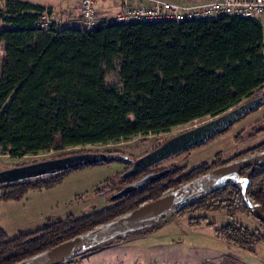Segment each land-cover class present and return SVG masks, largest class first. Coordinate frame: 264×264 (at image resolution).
<instances>
[{"label":"trees","instance_id":"obj_1","mask_svg":"<svg viewBox=\"0 0 264 264\" xmlns=\"http://www.w3.org/2000/svg\"><path fill=\"white\" fill-rule=\"evenodd\" d=\"M45 9L23 0H6L0 5V43L5 53L0 77V147L12 157L55 147L119 141L137 134L167 133L258 97L261 106L264 104V27L258 19L232 16L182 22H101L90 30L69 26L45 30L38 25ZM117 59L121 60L122 89L107 83L105 67H112ZM170 138L154 144L148 152ZM262 150L264 144L227 162L217 157L210 164L188 170L186 166L171 167L168 174L149 185L112 198L110 206L52 220L33 232L9 237L0 228V264L23 262ZM83 152L97 151L72 154ZM67 155L71 154L63 156ZM120 163L125 168L117 174L125 186L153 172L146 168L125 175L132 165ZM105 164L111 163L88 166ZM83 167L0 183L4 189L1 197L20 199L31 188L56 185L68 172ZM7 168L11 167L0 170ZM240 174L250 180L249 199L264 212V162L245 167ZM203 211H226L232 221L219 226L196 215ZM173 212L189 216L190 226L206 223L219 238L251 253L253 247L264 244L262 234L234 219L236 213L254 216L237 183L194 196ZM258 221L264 228V221ZM143 227L116 237L112 243L122 242L131 233L147 235L150 231H139Z\"/></svg>","mask_w":264,"mask_h":264},{"label":"rangeland","instance_id":"obj_2","mask_svg":"<svg viewBox=\"0 0 264 264\" xmlns=\"http://www.w3.org/2000/svg\"><path fill=\"white\" fill-rule=\"evenodd\" d=\"M5 2L6 0H0V5H4ZM261 20L264 22V18ZM4 55V48L0 43V77ZM120 64L121 60L117 59L112 67H105V70L107 83L122 89ZM211 118L213 117L208 116L176 126L167 133L137 134L108 143L68 148L55 147L22 157H12L0 147V169L52 159L78 151L119 152L137 159L147 154L154 144ZM262 144H264V104L235 122L224 133L168 158L151 167V170L159 171L175 166H186L188 170L202 163L210 164L217 157L227 162ZM124 168L125 164L113 162L75 169L68 172L60 183L49 187L31 188L20 199H3L1 194L4 189L1 188L0 228L9 237H15L23 232H33L52 220L64 219L69 215L79 217L110 206L114 204L112 196L126 185L120 174H117ZM196 215L204 216L208 221L216 222L219 226L232 221L226 211H203ZM188 218L189 216L179 217L173 210H168L144 224L139 230L146 229L147 232L150 231L149 235L139 236L138 232L134 235L131 233L126 235V239L122 242L131 239H134V242L132 240L127 244L114 242L101 247L103 249L101 252L91 254L100 249L98 248L88 252L90 253L88 255H99L98 261L107 259L111 264H115L114 258L122 262L121 264H130L131 259L135 258L136 261L140 259L135 256V250L148 248L147 253L152 255L144 257L145 264H264V244L253 247L254 253H251L219 239L214 229L206 223L190 227ZM234 219L253 232L264 236V228L256 217L236 213ZM145 240L147 242H144Z\"/></svg>","mask_w":264,"mask_h":264},{"label":"water","instance_id":"obj_3","mask_svg":"<svg viewBox=\"0 0 264 264\" xmlns=\"http://www.w3.org/2000/svg\"><path fill=\"white\" fill-rule=\"evenodd\" d=\"M260 100L261 97H258L230 108L210 120L171 137L154 150L137 159L113 152L76 153L0 170V183H9L43 177L100 162L130 163L132 166L130 169L125 171L124 174H134L143 169L151 168L176 154L208 141L222 130L244 117L246 114L259 108L261 106ZM261 162H264V150L238 158L191 180L178 189L107 224H104L18 264L62 263L70 258L80 256L82 253L89 250H95L108 245L112 243L116 237L129 232L138 226L151 222L155 217L168 210H173L182 202L226 184L237 183L241 188L242 196L246 204L253 211L254 216L257 219L264 221V212L261 205L258 203H252L249 199V178L243 177L240 174L241 169ZM170 171L171 169H164L159 172H151L143 176L135 183L123 187L121 190L116 192L112 198H119L143 188L144 186H147L153 181L168 174Z\"/></svg>","mask_w":264,"mask_h":264},{"label":"built area","instance_id":"obj_4","mask_svg":"<svg viewBox=\"0 0 264 264\" xmlns=\"http://www.w3.org/2000/svg\"><path fill=\"white\" fill-rule=\"evenodd\" d=\"M123 5L113 14H104L99 0H79L81 16L67 21L54 10L45 9L38 25L48 30L51 27H73L90 30L101 22L128 24L161 21L212 20L239 16L258 19L263 27L264 0H206L203 2H173L167 0H115Z\"/></svg>","mask_w":264,"mask_h":264},{"label":"crops","instance_id":"obj_5","mask_svg":"<svg viewBox=\"0 0 264 264\" xmlns=\"http://www.w3.org/2000/svg\"><path fill=\"white\" fill-rule=\"evenodd\" d=\"M23 1H28V2L40 5L46 9L54 10L57 13H59L67 21H69L71 19L79 18L81 16V7H80L79 0H23ZM130 1H134V0H130ZM167 1L203 2L206 0H167ZM122 5L123 4L121 2H118L115 0H99V8L102 10L101 12L104 14H113V13L117 12V10H119ZM190 227H197V226H190ZM147 235H149V234H147ZM147 235H144V236H147ZM219 239H221V238H219ZM131 240L134 242V239H131ZM131 240H127L125 242H120V243L127 244ZM144 242H147V240H145ZM120 243H118V244H120ZM121 247H122V245H121ZM116 249H117V247H116ZM116 249H113V250H116ZM147 249L148 248L135 250V256L140 257V259H139V261H136V259L133 258V259H131L130 264H145L146 261H145L144 257H148V256L152 255V254L147 253ZM102 250L103 249L100 248L96 251H93L91 254L94 255V254H96V252H101ZM117 250H119V249H117ZM88 254H90V253H87L86 255H81V256L74 257V258H70V259H68L62 263H59V264H111V261L107 260V259L98 261L97 258H99L98 257L99 255L93 256V255H88ZM89 256H91V257H89ZM141 256L143 258H141ZM114 260H115V264H121L122 263V262H119V260H116L115 258H114Z\"/></svg>","mask_w":264,"mask_h":264},{"label":"flooded vegetation","instance_id":"obj_6","mask_svg":"<svg viewBox=\"0 0 264 264\" xmlns=\"http://www.w3.org/2000/svg\"><path fill=\"white\" fill-rule=\"evenodd\" d=\"M114 153V152H113ZM159 171H161V170H159ZM159 171H153V172H159Z\"/></svg>","mask_w":264,"mask_h":264}]
</instances>
